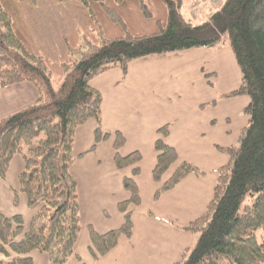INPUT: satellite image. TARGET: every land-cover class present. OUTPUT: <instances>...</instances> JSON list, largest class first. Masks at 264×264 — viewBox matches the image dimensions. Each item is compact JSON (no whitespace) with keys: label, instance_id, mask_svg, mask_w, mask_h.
Listing matches in <instances>:
<instances>
[{"label":"trees","instance_id":"obj_1","mask_svg":"<svg viewBox=\"0 0 264 264\" xmlns=\"http://www.w3.org/2000/svg\"><path fill=\"white\" fill-rule=\"evenodd\" d=\"M48 1L0 0V89L31 83L37 91L33 103L0 118V178L6 179L13 158L20 155L24 167L14 204L21 192L28 208L35 210L27 229L22 216L10 218L0 212V253L6 258L0 264H33L35 251L47 255L51 264H68L72 257L85 264L75 252L81 231L77 182L71 173L75 132L95 119V142L109 138L101 129L102 96L91 87L93 78L115 67L125 74L132 61L149 55L224 44L233 50L242 73L239 89L228 96L250 98L244 109L249 121L236 146L221 148L229 162L217 170L205 213L185 227L197 239L175 264H264V237L258 236L264 230V0H223L201 23L185 15L183 0H56L74 5L79 13V19L71 11L64 15L74 24L60 35L64 54L56 53V61L50 42L38 43L29 20V13ZM151 4L157 6L155 15ZM130 27L138 32L132 33ZM168 132V125L159 129L162 137ZM125 142L117 133L113 143L117 169L141 159L137 152L120 154ZM155 148L159 155L153 178L160 181L178 156L162 138ZM132 173L123 179L131 198L118 206L125 213L123 225L106 234L90 230L94 257L113 249L121 235L132 234L128 207L140 204L134 180L139 169ZM191 173L199 171L181 163L155 197Z\"/></svg>","mask_w":264,"mask_h":264},{"label":"crops","instance_id":"obj_2","mask_svg":"<svg viewBox=\"0 0 264 264\" xmlns=\"http://www.w3.org/2000/svg\"><path fill=\"white\" fill-rule=\"evenodd\" d=\"M200 1L192 4L189 14L188 10L185 12L198 23L208 20L215 6H203ZM241 81L237 61L224 45L149 55L132 61L125 74L115 67L91 80V87L102 96L100 123L109 138L95 142L98 124L95 119L88 120L75 132L71 173L77 182L81 218L75 252L83 263L175 264L194 245L196 236L185 227L205 213L213 198L217 170L229 162V156L221 148L235 146L249 121L241 115V110L247 107H244L246 99L233 101L228 96L239 89ZM28 90L34 94L17 99L13 109L0 98V117L4 112L10 114L26 107L37 98L31 83L0 89L1 94L13 91L18 97ZM166 125L169 132L162 137L159 129ZM117 133L126 140L120 150L122 156L140 154L141 159L134 166L116 168L113 143ZM160 138L175 149L178 158L160 181H155L153 170L159 155L155 142ZM181 163L193 165L199 173L187 175L156 198L157 190ZM23 167V158L16 155L6 179L0 178V212L10 218L22 216L27 229L35 210L28 208L26 196L21 192L17 194L18 205L14 204V189H19L18 176ZM135 167L139 169L134 180L140 204L128 207L132 234L121 235L113 249L94 257L90 230L106 234L123 225L125 213L118 206L131 198L123 179L132 177ZM31 258L33 264H51L47 255L37 251ZM1 261L6 263L2 254ZM68 264L79 262L72 257Z\"/></svg>","mask_w":264,"mask_h":264},{"label":"rangeland","instance_id":"obj_3","mask_svg":"<svg viewBox=\"0 0 264 264\" xmlns=\"http://www.w3.org/2000/svg\"><path fill=\"white\" fill-rule=\"evenodd\" d=\"M195 1L196 0H183L182 11L185 13L186 10H188L187 12L189 14V8L192 6V4H194ZM206 1L207 0H205V2ZM222 2H223V0H221V2L219 4H216L215 6H213L214 8L212 9V12L214 10H217ZM201 5H203V2L201 3ZM39 6H40V8H36L33 13L32 12L29 13V17H30L29 20H30L31 25L34 29L33 31L35 32V38L38 40V43L44 42L47 40L50 42L51 46L53 47V49L51 51H52L54 58H55V61H56L57 60V54H61V55L64 54V50H63L64 48H62L61 43H60V35L65 34L68 31L67 28L72 27L74 24L71 21L70 17L68 20H65L64 15L65 14L68 15L69 14L68 12L71 11L74 14L75 18L79 19V13H78V10L75 9L74 5L67 7L68 5L64 6L60 3H58L56 0H51V2L48 1L46 5H44V6L39 5ZM150 8H151L153 14L155 15V10L157 9V6H154L151 4ZM31 9L33 10L34 8H31ZM139 9L141 10V12H143V9L141 7H139ZM123 15H124V17L126 16L128 19L130 18L127 16V14H123ZM142 16L144 19L145 14L143 13ZM132 21L135 22L134 20H132ZM192 21L194 23H198V21H194V20H192ZM130 28H131L132 33L138 32L137 31L138 28L137 29L132 28V27H130ZM224 47L228 51H230L232 53V55L235 57L233 50L227 44H224ZM54 86H55V88H58L59 83L55 84ZM33 94H34L33 92L28 90L26 93L21 92V94H20L21 97H18V96H16V93H14L13 91H11V92L6 91L3 94L0 93V98H2V101L1 100L0 101L2 103H6L8 108L12 107V109H13V108H15L14 105H17V102L14 103L17 99H20V98L21 99H27V98H30V96ZM242 99H246V103H245L244 107L247 106V104H249V102H250V98L248 96H246V95L245 96H236V97L232 98L233 101H238V100H242ZM6 115H8V113L4 112L0 118L5 117ZM241 115L242 116L245 115L247 117V120H249V116L244 113L243 109L241 110ZM195 236L197 239L196 234H195ZM258 236H259V238L264 237V230L260 229L258 231ZM194 243H195V241H194Z\"/></svg>","mask_w":264,"mask_h":264},{"label":"built area","instance_id":"obj_4","mask_svg":"<svg viewBox=\"0 0 264 264\" xmlns=\"http://www.w3.org/2000/svg\"><path fill=\"white\" fill-rule=\"evenodd\" d=\"M208 1H210V2H211V1H214V0H208Z\"/></svg>","mask_w":264,"mask_h":264}]
</instances>
